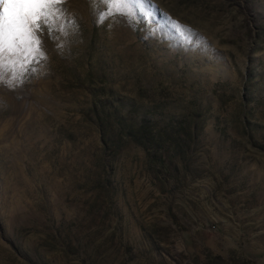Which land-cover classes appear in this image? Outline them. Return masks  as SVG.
Segmentation results:
<instances>
[{
	"label": "rangeland",
	"instance_id": "rangeland-1",
	"mask_svg": "<svg viewBox=\"0 0 264 264\" xmlns=\"http://www.w3.org/2000/svg\"><path fill=\"white\" fill-rule=\"evenodd\" d=\"M58 7L0 68V264H264V0Z\"/></svg>",
	"mask_w": 264,
	"mask_h": 264
},
{
	"label": "snow or ice",
	"instance_id": "snow-or-ice-1",
	"mask_svg": "<svg viewBox=\"0 0 264 264\" xmlns=\"http://www.w3.org/2000/svg\"><path fill=\"white\" fill-rule=\"evenodd\" d=\"M65 0H0V68L6 55L22 56L25 63L44 59L43 41L37 33L47 31L54 36L56 31L64 32V26L58 25L62 8L58 5ZM103 3L106 10L99 15L103 22L116 14L132 18L134 10L143 7L146 0H95ZM176 31L182 26L170 21Z\"/></svg>",
	"mask_w": 264,
	"mask_h": 264
},
{
	"label": "trees",
	"instance_id": "trees-1",
	"mask_svg": "<svg viewBox=\"0 0 264 264\" xmlns=\"http://www.w3.org/2000/svg\"><path fill=\"white\" fill-rule=\"evenodd\" d=\"M150 129H151V126L146 124L145 121H143V123H141L140 126L138 127V131L141 132L140 134L141 140L137 142L143 145V147L147 149L148 151L150 149H158L162 151L167 149V147L172 143V139L169 136V134L160 136L161 138L160 141H157L154 144H151V142L148 140L150 138L149 137ZM106 146L108 147V145Z\"/></svg>",
	"mask_w": 264,
	"mask_h": 264
}]
</instances>
